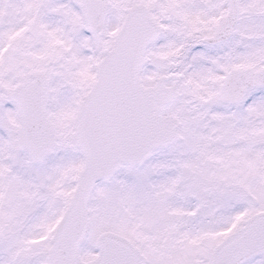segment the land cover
I'll list each match as a JSON object with an SVG mask.
<instances>
[{
  "label": "snow or ice",
  "instance_id": "obj_1",
  "mask_svg": "<svg viewBox=\"0 0 264 264\" xmlns=\"http://www.w3.org/2000/svg\"><path fill=\"white\" fill-rule=\"evenodd\" d=\"M0 264H264V0H0Z\"/></svg>",
  "mask_w": 264,
  "mask_h": 264
}]
</instances>
